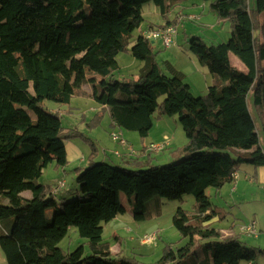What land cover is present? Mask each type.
<instances>
[{
    "label": "trees",
    "instance_id": "1",
    "mask_svg": "<svg viewBox=\"0 0 264 264\" xmlns=\"http://www.w3.org/2000/svg\"><path fill=\"white\" fill-rule=\"evenodd\" d=\"M184 1L0 0V251L7 264H139L112 254L104 224L127 210L141 222L155 198L184 195L193 196L194 210L178 208L173 225L186 243L167 247L156 264H256L264 256V249L207 224L218 213L206 194L235 182L242 165L264 167V123L258 125L249 106L250 95L255 107L264 105V0H204L232 31L218 45L197 36L189 41L199 64L220 78L201 97L170 65V75L163 72L152 41L141 34L133 40L145 5L154 3L171 25L168 13ZM125 52L144 63L137 79L116 77L117 57ZM230 54L246 72L231 65ZM74 97L95 101L113 127L141 140L155 114L176 115L187 142L165 165L151 164L149 152L145 168L92 160L76 169V195L58 198L56 187L38 180L49 167L68 166L66 141L82 138L91 155L97 152L95 142L44 107V101L69 105ZM98 113L91 127L101 123ZM70 228L87 239L90 254L82 246L59 247Z\"/></svg>",
    "mask_w": 264,
    "mask_h": 264
},
{
    "label": "rangeland",
    "instance_id": "2",
    "mask_svg": "<svg viewBox=\"0 0 264 264\" xmlns=\"http://www.w3.org/2000/svg\"><path fill=\"white\" fill-rule=\"evenodd\" d=\"M181 5V6H180ZM211 2L204 0H185L184 2L178 4L179 10L173 11L174 16L183 17L182 21L175 25L176 35L173 38V44L170 45V48H165L161 40L152 41L153 52L157 56L158 64L160 68L168 75V64L172 66L176 65L177 69L186 73V78L184 79L187 84H189L191 92L196 97H201L206 95L208 92L207 87L212 86L215 83H219V77H214L211 75L206 66L199 64L197 59L191 54L189 49V41L194 37H200L207 45H218L225 43L231 37V22L226 20H220L215 13L212 12L210 8ZM174 9V8H173ZM192 15L194 19H190L189 16ZM174 18V17H173ZM169 19V18H168ZM262 19V18H261ZM163 20H159L157 23H161ZM172 25L177 23V18H174ZM150 22L157 24L151 19L141 25L140 29L136 30L133 34V40L141 34L143 28L146 27ZM167 22V21H165ZM167 24H164V26ZM163 26V25H162ZM158 26L155 28H159ZM151 28V29H155ZM150 30V29H148ZM141 32V33H140ZM260 41L263 40V37L260 35ZM177 52V53H176ZM126 56L128 61H133L135 59L131 54L122 53L119 57ZM125 62V60H123ZM137 63L141 61L135 59ZM230 62L233 67L236 69L246 72L245 66L234 54H230ZM125 64V63H124ZM174 64V65H173ZM120 68V67H119ZM174 70H176L174 68ZM134 71V68L131 66V69L123 70L118 74L119 80H125L129 78L131 73ZM99 79V78H98ZM102 83V82H101ZM253 96L249 97V106L252 113L255 116V120L260 127L264 123V105L255 107L253 103ZM160 101H163L161 98ZM97 105L95 101L85 98V97H74L72 98L69 105H63L55 103L52 101H44V107L50 111L58 112L61 118L62 125L69 129L71 132L76 129L90 140H94L97 135H100L102 130L107 132L108 128L106 126L107 121H110L108 118L107 112L99 108L100 120L101 123L96 125L101 129H94L95 127L89 128L80 123V116L83 114L88 117L90 123L93 121L95 114L92 112V107ZM153 128L149 135V141L144 140L143 145L147 147L151 143L159 144L163 143L161 139L168 137V141L171 147L165 148L160 153H151V162L153 164H158L156 161H159L160 164L165 165L169 160H176V156L179 154L177 151L181 148L183 142H186L185 132L181 126L178 116H159L155 114L153 117ZM114 133H118V130H115ZM121 135L122 133L119 132ZM125 133V132H124ZM106 134V138L103 140L104 145L108 148L110 156L116 158V152L122 153V146L120 143H116ZM134 139H129L125 137L135 149H139L140 138L137 133H131ZM160 137H157V136ZM132 140V141H131ZM73 143L77 146L85 145L87 149L90 150L89 146L83 142L81 139H74ZM95 142V141H94ZM66 146L69 147L68 141H66ZM149 144V145H148ZM142 145V147H143ZM103 146V145H102ZM147 147L144 148L145 154L148 153ZM117 148L118 150H114ZM136 151V150H135ZM118 157V156H117ZM173 160V161H175ZM168 164V163H166ZM75 165L70 166V168L65 167L64 169H56L54 167H49L43 173V176L38 180L39 184L45 185H54L57 187L60 183L65 182L66 180L65 192L63 194H58L57 197L60 198L64 195L72 196L76 195L77 190L79 191L78 184L76 183L77 173L74 170ZM247 165H242V168L252 171V167H246ZM243 171V170H240ZM247 173L239 172L240 179L239 183H246L247 191L245 194H240V197L232 200L231 196L233 195L232 188L236 185L227 184L226 188L220 194L219 191L210 188L206 191L213 208L218 213L219 220L214 223L211 227L220 229L225 232H222L224 237H238L245 246L248 248H259L264 249V185L259 184L258 180L250 184L249 180L252 177H247ZM54 187V188H55ZM248 187H252L248 188ZM245 195V196H243ZM151 202L148 214L146 215L145 220L137 222L133 219L129 210L124 215H119L116 219L104 224L103 230V241L109 243L113 252L121 253L118 255H124L130 259L138 261L139 264H156L157 261L163 256L164 251L167 247H172L177 249L182 247L186 241L182 238L178 230L173 225V218L176 215L178 208H182L187 212H192L194 210L193 205L195 203L192 195H184L177 200H169L166 198H155ZM156 201V202H155ZM126 205H128L126 203ZM52 211L50 210L48 215L51 217ZM255 221L257 223L258 234L256 236H248L241 234L239 227L244 224H249L250 222ZM232 227V228H231ZM157 235L154 241L151 243H144L146 237ZM119 236V240H116L115 237ZM87 239L81 238L76 232L75 228H70L66 237L60 242L59 247L62 248L65 252H72L78 247H83L84 255L90 254V246L87 243ZM0 255H2L0 251ZM3 256V255H2ZM192 262V260H190ZM253 262L242 261L240 264H251ZM257 264H264V256H259ZM0 264H7L5 259L1 257Z\"/></svg>",
    "mask_w": 264,
    "mask_h": 264
},
{
    "label": "crops",
    "instance_id": "3",
    "mask_svg": "<svg viewBox=\"0 0 264 264\" xmlns=\"http://www.w3.org/2000/svg\"><path fill=\"white\" fill-rule=\"evenodd\" d=\"M181 6V5H180ZM179 6V7H180ZM179 7L178 5H176L174 7V9H172L168 15H167V18H169L168 20H173L174 18H177V16H174V15H177V14H174L173 11L175 10H179ZM143 15H144V19H145V22L147 21V19H151L153 21H155L156 23L159 21V20H163L161 23H153V22H150L146 27L143 28V31L145 30H148V29H151V28H155V27H158V26H164V24H167V20H165L161 13L159 12L158 8L155 6L154 3H149L147 5L144 6V9H143ZM174 17V18H173ZM172 22V21H171ZM141 31V32H143ZM140 32V33H141ZM177 53V52H176ZM122 54V53H121ZM118 55L117 57V61H118V64H119V67H120V70L119 72L116 74V77L118 78V74H120L121 71H123L124 69L127 70V69H131V66L134 68V71L131 73L130 77L129 78H126V79H137V77L139 76L140 74V70L141 68L143 67V62L141 63H137L136 61H134L135 59H133V61H128L126 58V56H122L121 59H120V55ZM124 54H130V53H124ZM125 60V62L123 61ZM125 63V64H124ZM170 66V68H175L177 71H179L180 73H182L184 75V77L186 78V73L180 71L177 69V66L174 65L172 66L170 63L168 64ZM169 71L171 70H168V75H170ZM97 77V80H96V83L97 84H100L101 82L103 83L104 82V79L103 78H99ZM118 79H121V78H118ZM220 79V78H219ZM210 86L207 87V89H209ZM91 86L88 85V89H90ZM99 108L97 107V105H95V107H92V112L95 114V112L97 113ZM55 112V111H53ZM108 118L110 119L109 115H108ZM91 121V120H90ZM90 121H88V117H86L85 115H81L80 116V123L84 126V128L86 127L87 129V126H89V128H92V127H95L94 129H90L91 131L92 130H96V129H101L102 130V127H97V126H90ZM106 126L109 127L107 132H105L104 130H102L101 134L100 135H97L95 137V139L92 141L94 142L95 141V144L97 146V152L94 153L93 155L92 154V146H91V143L88 142L87 140H84L82 138H73V139H70L68 140V143H69V147L66 146V150H67V156H68V168H70V166L72 165H75L74 167V170H76L77 168H80V169H85L89 163H91L92 160H95L97 162H104V161H107V162H110L112 164H122V166H125V167H129V168H145V167H148L149 163H148V158H149V155L148 153L145 154L144 152V148L147 147V145H143L144 144V140H141L140 139V144H139V149H135V147L131 144L130 141H128L125 137H128L129 139H134L133 135H131V133H135V132H130V131H126V130H120L118 128H115L113 127V123L110 119V121H107L106 123ZM77 130V129H76ZM88 130V129H87ZM115 130H118V133L121 132L122 135L120 134V136L122 138H124L127 142V145L126 146H123L122 145V150L123 152L119 154V156L117 157L116 154V158H112L109 154V150L108 148L104 145L103 143V140L106 138V134L105 133H108L109 136H111L112 133L115 132ZM78 131V130H77ZM80 132V131H78ZM125 132V133H124ZM82 133V132H80ZM151 133V132H150ZM83 134V133H82ZM85 135V134H83ZM150 135V134H149ZM125 136V137H124ZM157 137H160L159 135ZM140 138V137H139ZM168 139V137H164L161 139L162 142L166 141L165 139ZM74 139H81L83 142H85L89 148L87 149V147H85V145H83V147L80 145V146H77L76 144H74L72 140ZM112 139V138H111ZM147 141H149V136L146 138ZM145 140V141H146ZM132 141V140H131ZM187 142V141H186ZM186 142H183L182 146L183 147ZM117 143V142H116ZM103 145V146H102ZM143 145V147H142ZM149 145V144H148ZM168 148L171 147L170 143H169V146H167ZM166 147V148H167ZM115 151L118 150L117 148L114 149ZM136 150V151H135ZM176 158V157H175ZM173 160H175L173 158ZM173 160H169V162H166V163H171ZM154 162H152L151 164H153ZM156 163H158V165H162L159 163V161H156ZM165 163V164H166ZM246 167H249V166H246ZM252 167V166H250ZM240 170H243V171H240ZM76 172V171H75ZM238 179L233 182L235 183L236 185L232 188V193L233 195L231 196L232 200L235 201V199H237V197H240L239 196V193L240 194H245L246 191H247V187H246V183H239L238 180L240 179L239 177V172H245L247 173L246 176L247 177H252L251 180H249L250 184H253L254 181H256V179L258 180L259 184L261 185H264V167H259V168H254L252 167V171L250 169H243L242 166H240L238 168ZM77 173V172H76ZM65 181V186H66V180L63 179ZM231 183V184H233ZM56 184V183H55ZM55 184L52 186V190L54 192V187H55ZM227 185V184H226ZM226 185L219 191L220 194L222 193V191L226 188ZM65 186L59 190L58 192H56V194H63V192H65L66 190L64 189ZM248 188H251L252 187H248ZM247 194V193H246ZM25 196H28V193H25L24 194ZM245 196V195H243ZM215 209V208H214ZM49 213V211H48ZM217 220H219V218H214L211 222H208L207 224L210 225V227L217 222ZM232 228V227H231ZM240 228V227H239ZM223 233H225L223 230H222ZM113 248L111 249V252L112 254L116 255V254H121V253H115L112 251ZM1 257L4 258L2 255H0V260H1ZM257 264V263H256Z\"/></svg>",
    "mask_w": 264,
    "mask_h": 264
},
{
    "label": "built area",
    "instance_id": "4",
    "mask_svg": "<svg viewBox=\"0 0 264 264\" xmlns=\"http://www.w3.org/2000/svg\"><path fill=\"white\" fill-rule=\"evenodd\" d=\"M183 17L177 16V23H175L174 25H165L159 28H155V29H150V30H145L141 33V36L148 41H158L161 40V42L163 43V45L166 48L171 47L170 45L173 44V38L176 35V27L175 25L180 23L182 21ZM190 19H194V17L192 15L189 16ZM112 140L120 143L121 146H126L127 142L124 138H122L120 136L119 133H112ZM165 140H168L167 138ZM169 146V142L168 141H164L163 143H159V144H155V143H151L148 147L147 150L149 153H160L163 150H165V148ZM120 153L116 152V155L119 156ZM233 179L234 181H236L238 179V173H234L233 174ZM65 185V182L60 183L57 187H56V191L61 190ZM239 231H241V234H245L248 236H256L258 234V230H257V223L255 221L250 222L249 224H244L242 226H240ZM156 234L154 236H150V237H146L144 240V243H151L152 241H154V239L156 238ZM253 264V263H251Z\"/></svg>",
    "mask_w": 264,
    "mask_h": 264
}]
</instances>
